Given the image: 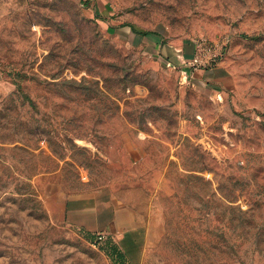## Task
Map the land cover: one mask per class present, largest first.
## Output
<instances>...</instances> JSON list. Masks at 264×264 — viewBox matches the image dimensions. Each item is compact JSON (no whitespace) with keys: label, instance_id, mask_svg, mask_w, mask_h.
<instances>
[{"label":"rangeland","instance_id":"1","mask_svg":"<svg viewBox=\"0 0 264 264\" xmlns=\"http://www.w3.org/2000/svg\"><path fill=\"white\" fill-rule=\"evenodd\" d=\"M199 40L212 79L174 61ZM96 193L144 254L69 223ZM247 202L263 224L264 0H0V264H264L219 239Z\"/></svg>","mask_w":264,"mask_h":264},{"label":"crops","instance_id":"2","mask_svg":"<svg viewBox=\"0 0 264 264\" xmlns=\"http://www.w3.org/2000/svg\"><path fill=\"white\" fill-rule=\"evenodd\" d=\"M153 41L159 42V37L153 36ZM194 50L177 52L174 61L177 65L192 58ZM216 67L206 71L207 79H212ZM210 81V80H208ZM102 195V196H101ZM65 211L69 223L83 233L97 237L100 232L106 233L104 241L117 243L127 259H135L144 254L145 244L133 233L134 227L131 215L127 214L125 206L113 196L99 194H77L69 197L65 202Z\"/></svg>","mask_w":264,"mask_h":264},{"label":"trees","instance_id":"3","mask_svg":"<svg viewBox=\"0 0 264 264\" xmlns=\"http://www.w3.org/2000/svg\"><path fill=\"white\" fill-rule=\"evenodd\" d=\"M18 94L21 96L22 105H28L32 108H37V104L33 99H31L25 92V87L22 84H18ZM211 183V181H210ZM233 194H230L227 198L231 199V203L237 201V196L234 194V198H231ZM206 198L211 199L214 196L211 188L207 194H205ZM254 199V198H252ZM251 199V200H252ZM250 200V199H249ZM259 201L257 200V205ZM247 204V209L243 210L238 207H234L231 205L228 208V221L227 225H225V229L222 234L219 236V239L224 243V245L228 249H233L236 252V248L234 244H231V240L233 237L237 236L238 239H241V243H247L253 241L256 244V248L260 253L264 254V223H259V213L256 209V204L251 202L245 203ZM210 215V212L206 213V216ZM219 220V219H218Z\"/></svg>","mask_w":264,"mask_h":264},{"label":"built area","instance_id":"4","mask_svg":"<svg viewBox=\"0 0 264 264\" xmlns=\"http://www.w3.org/2000/svg\"><path fill=\"white\" fill-rule=\"evenodd\" d=\"M223 54L219 51V47L216 44H208L205 40H199L195 44L194 55L190 59L183 61L184 67L189 70H212L215 65L222 60ZM187 75V74H186ZM107 235L104 232L97 234V243H102L106 239Z\"/></svg>","mask_w":264,"mask_h":264}]
</instances>
